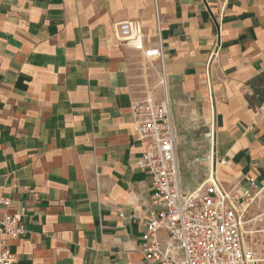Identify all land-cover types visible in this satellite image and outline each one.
I'll return each instance as SVG.
<instances>
[{"label": "crops", "instance_id": "obj_1", "mask_svg": "<svg viewBox=\"0 0 264 264\" xmlns=\"http://www.w3.org/2000/svg\"><path fill=\"white\" fill-rule=\"evenodd\" d=\"M158 6L181 189L254 178L264 221V0ZM125 22L157 41L154 0H0L1 212L28 232L0 239L16 264H149L139 245L152 180L136 167L148 144L131 112L143 58L117 39Z\"/></svg>", "mask_w": 264, "mask_h": 264}, {"label": "built area", "instance_id": "obj_2", "mask_svg": "<svg viewBox=\"0 0 264 264\" xmlns=\"http://www.w3.org/2000/svg\"><path fill=\"white\" fill-rule=\"evenodd\" d=\"M154 8L157 41L153 46L145 45L143 30L134 22L119 24L116 30L117 39L140 52L143 60L161 63L159 75L164 87L162 101L148 95L131 104L137 138L148 144L136 167L151 178L153 190L139 251L149 264H260L263 260L247 244L244 230L246 215L261 192L254 178L248 180V188L227 190L212 174L195 192L181 189L178 136L167 96L158 0H154ZM219 55L218 44L206 66L211 95L212 66ZM10 204L9 199L0 196V236L25 238L28 232L23 217L1 212V207L8 208ZM0 264H16L15 255L3 239H0Z\"/></svg>", "mask_w": 264, "mask_h": 264}, {"label": "rangeland", "instance_id": "obj_3", "mask_svg": "<svg viewBox=\"0 0 264 264\" xmlns=\"http://www.w3.org/2000/svg\"><path fill=\"white\" fill-rule=\"evenodd\" d=\"M141 73L142 84L141 96L142 98L148 95H156L158 99L164 98V87L161 82V76L159 75L161 67L155 63H149L141 59L139 64ZM155 75L158 78L156 85H151V78ZM158 92L159 95L157 94ZM160 96V97H159ZM247 228L245 239L247 244L253 248V250L262 258L260 264H264L263 248H264V221L259 218V212L254 209H250L246 215Z\"/></svg>", "mask_w": 264, "mask_h": 264}]
</instances>
